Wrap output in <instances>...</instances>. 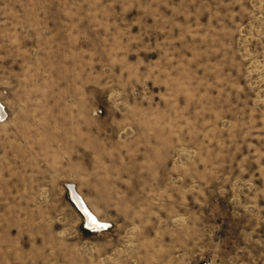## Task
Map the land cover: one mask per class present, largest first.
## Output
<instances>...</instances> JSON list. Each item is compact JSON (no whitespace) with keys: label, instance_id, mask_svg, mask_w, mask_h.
<instances>
[{"label":"rangeland","instance_id":"obj_1","mask_svg":"<svg viewBox=\"0 0 264 264\" xmlns=\"http://www.w3.org/2000/svg\"><path fill=\"white\" fill-rule=\"evenodd\" d=\"M0 105V264H264V0H0Z\"/></svg>","mask_w":264,"mask_h":264},{"label":"bare ground","instance_id":"obj_2","mask_svg":"<svg viewBox=\"0 0 264 264\" xmlns=\"http://www.w3.org/2000/svg\"><path fill=\"white\" fill-rule=\"evenodd\" d=\"M5 116V110L3 106L0 105V117L3 118ZM5 118V117H4ZM70 188V187H69ZM71 195L72 199H74V204L78 212L85 218V229L92 232V233H103L109 230L107 223L101 221L95 214L92 209L87 205L85 199L82 195L77 191L74 186H71ZM70 193V192H69Z\"/></svg>","mask_w":264,"mask_h":264},{"label":"built area","instance_id":"obj_3","mask_svg":"<svg viewBox=\"0 0 264 264\" xmlns=\"http://www.w3.org/2000/svg\"><path fill=\"white\" fill-rule=\"evenodd\" d=\"M76 204V203H75Z\"/></svg>","mask_w":264,"mask_h":264}]
</instances>
